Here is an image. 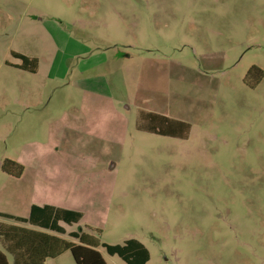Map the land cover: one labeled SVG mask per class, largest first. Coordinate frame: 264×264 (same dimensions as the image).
<instances>
[{
  "label": "rangeland",
  "instance_id": "rangeland-1",
  "mask_svg": "<svg viewBox=\"0 0 264 264\" xmlns=\"http://www.w3.org/2000/svg\"><path fill=\"white\" fill-rule=\"evenodd\" d=\"M140 110L182 121L185 137L139 130ZM4 160L24 169L18 182L0 170V212H80L66 230L106 264L125 263L100 244L128 239L147 264H264V0H0Z\"/></svg>",
  "mask_w": 264,
  "mask_h": 264
},
{
  "label": "trees",
  "instance_id": "trees-1",
  "mask_svg": "<svg viewBox=\"0 0 264 264\" xmlns=\"http://www.w3.org/2000/svg\"><path fill=\"white\" fill-rule=\"evenodd\" d=\"M13 58L21 61L16 68L35 73L38 68V60L25 55L11 52ZM263 72L253 67L245 79L246 85L254 88L262 79ZM159 134V133H155ZM23 166L12 160H4L0 170L12 177L18 178L23 173ZM5 218L25 223L33 227L48 230L59 235H64V229L58 226L59 222L67 225L77 224L82 218V214L70 210L58 211L50 207L32 206L28 218H18L8 215H1ZM6 238L14 241L16 246L13 252L14 264H45L46 260L54 259L66 251L71 253L75 264H106L101 253L97 250L98 244H93L91 237L78 232L68 234L72 240H77L78 244L68 243L44 236L35 235L34 232L24 229L5 230ZM105 253L109 256L119 257L125 264H146L149 260V252L139 241L128 239L122 245L100 244ZM12 252V251H10ZM0 261L8 264L6 257L0 253Z\"/></svg>",
  "mask_w": 264,
  "mask_h": 264
},
{
  "label": "crops",
  "instance_id": "crops-1",
  "mask_svg": "<svg viewBox=\"0 0 264 264\" xmlns=\"http://www.w3.org/2000/svg\"><path fill=\"white\" fill-rule=\"evenodd\" d=\"M136 54H140V55H137V56L139 58H142L141 57V54H143L142 51H138V52H136ZM132 56H133V54L123 51V52H121V54L117 53V54L111 56L110 57V60H111L110 62H114V61L118 62V61H122V60L123 61L124 60H129L130 57H132ZM23 72H27V71H23ZM36 72L35 73L27 72V73L36 74ZM39 104H41V102H37L36 104H33V105L36 106V105H39ZM138 122H139L138 123V129L143 131V132L149 133L151 135H157V136H160V137H168V138H183V137H185V132H183V129H186V124L185 123H183L182 121H179V120H175V119L169 118V117H167V116H165L163 114L157 113V112L147 111V110H140L138 112ZM72 132H73V134H76V130H73L69 125H67L65 127L63 135H62V141L67 138V135L72 137V135H71ZM155 133H159V134H155ZM186 137H187V135H186ZM3 174L5 176H7L8 178H10L11 180H14L15 182L21 181V177L23 176V173L18 178L9 176V175H7L5 173H3ZM2 192H3V190L1 191V193ZM6 195H7V192L3 193V196H2L3 200L6 198ZM32 206H37V207H45V206H47V207H50V208L58 210V211H66V210L74 211V210H71L70 208H68L67 206H63L62 204H56V203H51V202L42 201V200H40V201L39 200H36V201L32 200L28 204L27 212H26L27 215L26 216H19V215H16V214H12L11 212L5 211V212H0V219L11 220V219L5 218V217H3L1 215H8V216H12V217H18V218H25L26 219V218H28V216L30 214V209H31ZM74 212H77V211H74ZM78 213H80V212H78ZM81 219H80V221H81ZM11 221H13V222H15L17 224H20V226L23 225V227L8 226V225H4L3 223L0 222V253L3 254L6 257V259L8 261V264H14V259H13L14 258V254H13V252H14V250H16L15 249L16 246L14 245V241L13 240H10L9 238H6L4 236L5 235V230H7V229H16V230L17 229H24V230H28V231L34 232L35 235L42 234L44 236L57 238V239L62 240V241H66V240L63 239V236H67L68 239H71L68 236V234L71 233V232H67L66 227L72 226L73 224L72 225H67L64 222H59L58 226L60 228L64 229V231H65L64 235H59V234H56L54 232H51V231H48V230H43V229H40V228H37V227H33V226H30V225L25 224V223H20V222L14 221V220H11ZM27 228H31V229L29 230ZM42 232L51 233L53 236H49V235L44 234ZM68 243H72V242H70V240H69ZM10 251H12V252H10ZM58 257H56V258H58ZM56 258L46 260L45 264L49 260L53 261ZM149 261H150V257H149L148 262ZM0 264H3V262L0 261Z\"/></svg>",
  "mask_w": 264,
  "mask_h": 264
}]
</instances>
